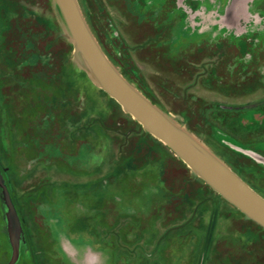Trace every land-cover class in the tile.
Segmentation results:
<instances>
[{
  "label": "rangeland",
  "instance_id": "obj_1",
  "mask_svg": "<svg viewBox=\"0 0 264 264\" xmlns=\"http://www.w3.org/2000/svg\"><path fill=\"white\" fill-rule=\"evenodd\" d=\"M75 2L117 72L264 199V0ZM136 123L57 0H0L7 264L17 211L21 264H264V228Z\"/></svg>",
  "mask_w": 264,
  "mask_h": 264
},
{
  "label": "water",
  "instance_id": "obj_2",
  "mask_svg": "<svg viewBox=\"0 0 264 264\" xmlns=\"http://www.w3.org/2000/svg\"><path fill=\"white\" fill-rule=\"evenodd\" d=\"M57 3L79 59L100 87L139 124L167 144L209 185L264 228V199L174 126L117 72L93 38L75 0H57Z\"/></svg>",
  "mask_w": 264,
  "mask_h": 264
},
{
  "label": "flooded vegetation",
  "instance_id": "obj_3",
  "mask_svg": "<svg viewBox=\"0 0 264 264\" xmlns=\"http://www.w3.org/2000/svg\"><path fill=\"white\" fill-rule=\"evenodd\" d=\"M43 133V131H42ZM0 173L2 174V166L0 165ZM3 190L2 187H0V264H7L9 259L11 258V254L13 251L12 244H11V237L8 229V222H7V216H6V208L2 203L3 200ZM17 211V210H15ZM17 216L19 217V229L15 227L13 229L14 237L18 240V250L19 254L16 259V261L13 264H21V259L23 257V250L26 246L25 241V232L27 230L24 228L23 219L19 212L17 211ZM5 257V261H3V258ZM200 261H202V258L199 257L198 263L200 264Z\"/></svg>",
  "mask_w": 264,
  "mask_h": 264
},
{
  "label": "trees",
  "instance_id": "obj_4",
  "mask_svg": "<svg viewBox=\"0 0 264 264\" xmlns=\"http://www.w3.org/2000/svg\"><path fill=\"white\" fill-rule=\"evenodd\" d=\"M136 124H138V123H136ZM139 125V124H138ZM140 126V125H139Z\"/></svg>",
  "mask_w": 264,
  "mask_h": 264
}]
</instances>
